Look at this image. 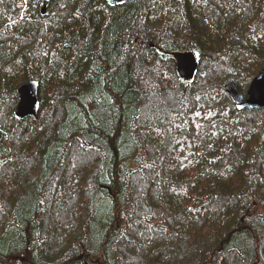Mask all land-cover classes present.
Instances as JSON below:
<instances>
[{
  "label": "trees",
  "instance_id": "16d2710c",
  "mask_svg": "<svg viewBox=\"0 0 264 264\" xmlns=\"http://www.w3.org/2000/svg\"><path fill=\"white\" fill-rule=\"evenodd\" d=\"M40 1L0 0V264H120V243L135 264H264V110L174 62H264V0ZM30 80L21 122L6 103Z\"/></svg>",
  "mask_w": 264,
  "mask_h": 264
},
{
  "label": "water",
  "instance_id": "95a60500",
  "mask_svg": "<svg viewBox=\"0 0 264 264\" xmlns=\"http://www.w3.org/2000/svg\"><path fill=\"white\" fill-rule=\"evenodd\" d=\"M125 0H106L109 6L122 5ZM42 14L46 5H43ZM175 70L179 79L193 81L198 66V60L190 52L176 53L174 55ZM225 94L233 102L237 110L264 109V68L251 81L246 95L240 93L235 83H227L224 86ZM18 103L13 116L23 121L25 118L35 119L40 110V85L36 80H30L21 84L17 89Z\"/></svg>",
  "mask_w": 264,
  "mask_h": 264
},
{
  "label": "rangeland",
  "instance_id": "374dc122",
  "mask_svg": "<svg viewBox=\"0 0 264 264\" xmlns=\"http://www.w3.org/2000/svg\"><path fill=\"white\" fill-rule=\"evenodd\" d=\"M49 0H45V5L46 9L45 12L42 14L46 15V11L48 8ZM43 11V8H42ZM32 16L30 15V12L28 13L27 16V22L28 24L33 23L31 21ZM264 30V29H263ZM264 47V46H263ZM260 58L259 59H264V50L261 49ZM200 61L198 62L197 70L195 73L194 79L199 81V83L195 82L193 79V83L196 85H200L201 82L207 81V80H216L218 76H223L226 73H228L226 77V81L223 83V86H225L227 83H235L237 84V88L239 89L240 92L245 93L250 86L251 81L254 79V77L260 72L261 69L264 68V62L263 61H251L250 66H243L240 67L239 69H233L232 71L226 70L225 72L223 69V66L219 60L216 58L215 54L210 53V52H205L203 53ZM257 72L254 74L253 71ZM247 79V81L245 80ZM156 80V79H155ZM217 81V80H216ZM164 89H167V87ZM177 94L173 95L170 93V91H164L162 90V98L164 100V106L165 108L169 110H177L179 109L180 105V100L184 95H186V89L183 88V86H178L176 88ZM179 93V94H178ZM6 103V102H5ZM18 103V98H17V93L16 95L14 94V97L7 101V106L12 108L11 110L14 111V108L16 104ZM16 119V118H15ZM22 122V121H21ZM120 254L122 257L121 263L120 264H135L138 259V247L133 246L131 244L127 243H120Z\"/></svg>",
  "mask_w": 264,
  "mask_h": 264
},
{
  "label": "flooded vegetation",
  "instance_id": "af4514ba",
  "mask_svg": "<svg viewBox=\"0 0 264 264\" xmlns=\"http://www.w3.org/2000/svg\"><path fill=\"white\" fill-rule=\"evenodd\" d=\"M43 2V0H41L39 3H38V5H39V13H41V9H40V7L42 6V3ZM52 2H53V0H49V4H48V8H47V11H46V15H48L49 14V12H50V9H51V7H52ZM26 4H27V6H29L28 5V3H27V1H26ZM24 10V9H23ZM28 12H29V9L26 7V10L23 12V14H22V16H20L19 18H17V19H15V21H19V20H21V21H23L24 20V16L25 15H28ZM11 18V16L10 15H8V18H7V20H6V23H5V25H4V27L3 28H1L0 29V34H2L3 32H12V26H13V24H14V22L13 21H10L9 19ZM8 25V30L6 31V29L5 28H7L6 26ZM200 60H198V62H199ZM236 86H237V84H235ZM240 93H242V94H244V95H246V92L245 93H243V92H240ZM232 104H233V106H234V108H235V110H237V108H236V106H235V104L232 102ZM12 109V108H11ZM264 110V109H263ZM238 111V110H237ZM249 111V110H248ZM252 111V110H251ZM13 116V111H12V113H11V117Z\"/></svg>",
  "mask_w": 264,
  "mask_h": 264
}]
</instances>
